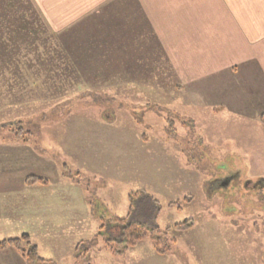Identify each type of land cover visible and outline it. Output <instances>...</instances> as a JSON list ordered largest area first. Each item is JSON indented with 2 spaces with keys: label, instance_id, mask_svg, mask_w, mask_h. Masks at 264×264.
Wrapping results in <instances>:
<instances>
[{
  "label": "rangeland",
  "instance_id": "rangeland-1",
  "mask_svg": "<svg viewBox=\"0 0 264 264\" xmlns=\"http://www.w3.org/2000/svg\"><path fill=\"white\" fill-rule=\"evenodd\" d=\"M6 2L26 18L9 23L23 31L0 45V190L40 183L25 191L40 206L0 220L1 236L32 235L0 241L37 242L46 261L12 244L0 259L12 251L13 264L14 255L25 264H264V108L255 97L236 112L230 76L184 87L158 43L151 54L124 52L134 31L117 28L118 44L104 46L97 13L55 32L34 0ZM215 103L228 109L217 113ZM130 212L161 229L168 252L149 236L119 252L106 245L102 227Z\"/></svg>",
  "mask_w": 264,
  "mask_h": 264
},
{
  "label": "crops",
  "instance_id": "crops-1",
  "mask_svg": "<svg viewBox=\"0 0 264 264\" xmlns=\"http://www.w3.org/2000/svg\"><path fill=\"white\" fill-rule=\"evenodd\" d=\"M34 2L44 15L48 26L55 32L75 28L85 17L97 13L95 19L101 22L103 32L106 30L104 46L118 44L117 36L114 35L117 28L122 27L125 35H129L130 30L134 31L136 41L132 42L128 38L126 42H120L128 45L124 48L125 53L139 55L136 53V50H139L138 52L149 51L151 54L153 43H158L184 87L193 86L202 80L207 81L209 77L217 80L230 76L231 93L235 90L234 93L240 94L232 100L233 103L229 105L231 109L239 112L247 108L245 104H252L253 101L250 99L253 96L257 106L264 108V0H34ZM143 38L146 39V44L139 41ZM147 59L142 56L137 58ZM152 59L153 56L150 60ZM108 61L111 59L104 54L102 62L106 64L103 66L107 67ZM213 106L217 113L228 109V104L225 103H215ZM250 107H254L253 104ZM261 116H264V112ZM12 183L8 189L0 190V220L2 218L7 220H4V223L22 219L24 213L31 207L40 206L38 200L31 199V194L25 192L39 186L40 183L35 186H29L25 182L19 183L17 180ZM17 196H20L21 200ZM23 233L32 235L30 231L22 229L12 235H0V239L16 237ZM12 257L11 251L8 258L0 259V263L13 264ZM14 258L16 264H25L21 256L16 258L14 255Z\"/></svg>",
  "mask_w": 264,
  "mask_h": 264
},
{
  "label": "trees",
  "instance_id": "trees-1",
  "mask_svg": "<svg viewBox=\"0 0 264 264\" xmlns=\"http://www.w3.org/2000/svg\"><path fill=\"white\" fill-rule=\"evenodd\" d=\"M7 0H0V45L5 43L6 45H10L9 36L14 33H22V29L20 27H14L13 29L10 28L9 23L11 22H19L26 17L24 14L19 11L14 4L6 2ZM35 13H37L35 9ZM34 13V14H35ZM39 19L41 18L39 13L36 14ZM22 22V21H21ZM6 27V31L9 34H4V29ZM39 180V179H38ZM41 181H46L41 179ZM132 212H130L126 217H116L114 220V224L110 225L107 228L102 227V231H100L99 235L107 234L105 241L106 245L109 246L112 250L117 252L120 251V247H132L135 246L140 241L146 239L148 236L152 237V240L155 241L154 243L158 247V252L166 253L169 251V246L162 242V237L160 234L162 233L160 228H150L147 224L132 217ZM193 225V222L186 221L182 224L176 225V228L179 230H185ZM105 229L106 231H103ZM159 234V235H158ZM28 241V240H27ZM7 244H12L18 246L23 251L24 255H27V259L30 261L37 260V261H46L43 257H41L38 246L36 244H29L28 249L23 248L19 238H13L5 241H0V248L5 247ZM164 245L163 248H160L159 245Z\"/></svg>",
  "mask_w": 264,
  "mask_h": 264
},
{
  "label": "water",
  "instance_id": "water-1",
  "mask_svg": "<svg viewBox=\"0 0 264 264\" xmlns=\"http://www.w3.org/2000/svg\"><path fill=\"white\" fill-rule=\"evenodd\" d=\"M220 180H225V182L222 184V186L228 185L229 184V181H230L227 178H222Z\"/></svg>",
  "mask_w": 264,
  "mask_h": 264
},
{
  "label": "flooded vegetation",
  "instance_id": "flooded-vegetation-1",
  "mask_svg": "<svg viewBox=\"0 0 264 264\" xmlns=\"http://www.w3.org/2000/svg\"><path fill=\"white\" fill-rule=\"evenodd\" d=\"M218 182H220V184L222 185L225 182V180H220Z\"/></svg>",
  "mask_w": 264,
  "mask_h": 264
}]
</instances>
